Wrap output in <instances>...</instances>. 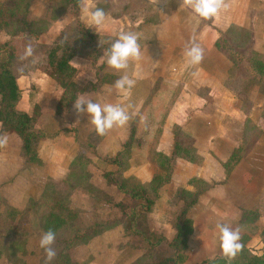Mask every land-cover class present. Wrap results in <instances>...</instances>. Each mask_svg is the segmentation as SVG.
I'll list each match as a JSON object with an SVG mask.
<instances>
[{"label":"crops","instance_id":"crops-1","mask_svg":"<svg viewBox=\"0 0 264 264\" xmlns=\"http://www.w3.org/2000/svg\"><path fill=\"white\" fill-rule=\"evenodd\" d=\"M99 1L83 0L81 3V22L92 29L95 26L90 23L89 13L85 8H101ZM128 1L126 0L124 7L129 5ZM143 1L148 8L141 9L138 17H132L129 5L127 11L116 16L106 12L108 19L102 24L111 29L115 25H121L125 29L123 33L136 34L141 58L130 59L128 68L124 70L118 71L108 66V70L116 77L115 80L102 84L95 92L79 97L102 106L119 105L129 114V121L124 126H114L104 136H100L87 114L79 117L75 115L73 105L69 112L62 115L55 112L42 114L38 123L44 124L41 130L50 133L40 141L37 148L41 165L25 162L20 151V139L15 134H0L8 137L7 146L0 148V199L17 211L26 210L31 200L45 195L48 191L47 183L61 184L69 180L68 176L73 168L71 165H74L84 144L89 148L91 144L94 155L98 158L113 157L123 150L134 124L136 131L146 137L144 136L140 145H135L126 152L129 167L123 172L124 178H133L140 184L149 186L156 175L164 174L152 159L154 152L170 158L176 151L170 180L161 186L151 211L146 216L149 230L161 233L170 241L174 235L172 222L184 206L180 193H197L200 185H203L205 187L198 194L196 203L187 213V218L192 222V232L187 244L185 264L191 262V256L194 258L201 255L205 257L202 260L206 261L224 255L220 251L215 256L209 252V248L205 250L206 254H200L201 249L196 255L191 253L194 252L192 242L197 240L199 248L208 244L206 237L218 231V222L226 223L233 229L239 227L241 238L249 237L246 243L248 248V244L254 239V235L250 233L254 231V226H250V222L259 225L256 217L250 219L249 213L256 215L258 220L262 218L264 223V130L259 128V124L264 123V95L260 96L257 92L259 90H251L245 97L250 98L253 104L249 105L247 111L242 108L243 96L237 95L242 80L238 81L236 91L227 88L228 82L237 83V80L230 79L234 66L217 49L216 43L229 28L245 31L252 26L251 29H255L250 40L252 54L264 62V1L224 0L226 7L206 23L192 8L181 5L180 0ZM253 10L256 11L254 16L251 14ZM184 11H187L186 17ZM128 27L130 28L127 29ZM120 34L121 32L115 35L119 37ZM116 39L118 38H113L114 41ZM193 40L203 49L204 58L199 65L188 66L184 50L191 46L190 42ZM193 72L198 74L193 76ZM125 74L135 80V85L127 96L114 87L115 82ZM155 85L158 88L153 94L151 92ZM206 93L214 96V104L210 109ZM22 99L23 93L18 108L31 114V108H23L25 105ZM137 118L144 123L138 126ZM66 122L76 129V133L70 132L71 127L65 126ZM249 124L261 133V143L256 148L246 146ZM51 129H54V133H51ZM175 130L178 131L176 137ZM93 134L97 137L95 141ZM41 144L50 146L44 156L40 154ZM239 149H242L239 160L227 171L224 164ZM191 153L194 159H191ZM136 157H140L139 163L135 162ZM113 170L115 167L109 165L107 171ZM99 180L105 187L102 177ZM193 181H196L195 184ZM78 191L81 190L74 189L68 195L71 208L77 207L73 198ZM117 194L137 205L127 195ZM163 198H166L165 207L175 215L171 219L162 217L156 220L155 208ZM130 206L127 210L135 207ZM113 230L127 234L123 225H117L100 235L112 233ZM263 231L260 230V235ZM258 233L259 231L256 234ZM139 240L142 241L140 238ZM220 244L221 242L219 247ZM144 247L147 250L145 243ZM156 247L170 250L162 257H171L173 254L164 243Z\"/></svg>","mask_w":264,"mask_h":264},{"label":"rangeland","instance_id":"rangeland-1","mask_svg":"<svg viewBox=\"0 0 264 264\" xmlns=\"http://www.w3.org/2000/svg\"><path fill=\"white\" fill-rule=\"evenodd\" d=\"M99 2L105 12H110L114 16L119 15L122 11H127L129 5H131L129 11L133 13V18L138 17L141 9L148 8L145 6L143 0H129L127 7H124L126 0H100ZM184 13H186L184 15L186 17L187 11H184ZM255 13L256 11L253 10L251 14L254 16ZM79 15L80 12L78 15L75 14L72 6L68 5L66 0H0V44L10 43L11 47L15 49L13 71L23 93L22 101L25 105L23 108H31V114L35 112L36 127L40 130L44 124L38 123L39 119L42 114L55 112V106L62 93V89L50 75L52 68L47 62V56L49 51L62 41H66L70 46L74 45L78 34V23L87 27L85 23L81 22ZM203 22L206 23L207 20L203 19ZM109 28L104 25L95 26V29L91 28L96 34H101H98L101 38L97 40L96 48L99 50L104 49V51L100 52L98 60H91L87 56V52L76 46V56L70 62L76 68V74L72 78V81L82 87L86 86L87 90L91 88L92 84L98 85L100 80L114 81L116 78L108 70L106 62L107 51L114 42L113 38H118L115 34L123 33L125 29L121 25H115L113 29ZM251 28L252 26L249 30L240 31L239 28L236 30L233 27L224 33V38L234 46L237 52L245 54L246 58L249 56L257 57L254 53L252 54V41L250 40L255 29ZM258 31L261 33L262 28ZM29 40L34 49L33 55L25 60H21L20 57L24 54ZM230 76V79L237 80V83L235 80L234 83L228 82L227 88L233 90V86H238V81L246 78L247 74L243 67L239 69L233 67ZM257 92L260 93V96L263 94L260 91ZM88 93L92 92H86L83 95H87ZM206 95L209 97L210 103L208 104V109H210L212 104H214L212 103L214 96L207 93ZM242 96V108L247 111L249 105L253 104V102L250 98L245 99V94H242ZM85 98H88V96ZM163 110H160V112L163 113ZM262 110L264 111V107ZM138 118L136 119V123L139 126L144 122H140L141 119L139 120ZM253 128L250 124L247 127V148H256L261 143L259 140L261 133ZM259 128L264 130V123H260ZM70 130L71 133H76L74 127H71ZM43 131L46 132L45 130ZM52 131L54 129H51V133H54ZM48 133L50 132L48 131ZM96 139L97 137L93 134V141ZM47 148H50V146L41 144L40 154L46 155V152H48ZM78 154L79 159L74 161V165H71L73 168L69 173V180L67 179L61 184L57 182L52 185L47 183L46 187L48 191H45V195L42 198L31 200L26 210L17 211L5 203L0 204V251L2 252L0 264H45V252L39 247L43 219L52 213L54 208L58 209L62 205H67L68 195L74 189L81 190L73 198V203L77 207H73L72 209L74 210L75 208L77 213L75 217H72V214L67 215V210L62 211L66 226L56 234L53 248L57 254L60 250L59 243H62L67 238H71L76 230L87 229L91 231L89 227L94 221H108L110 223L117 221L121 216L122 210L114 207V203H118L123 209H127V207L131 208L130 205L135 206V202L130 203L129 199L123 195L117 194V192L111 191L109 188L101 185L99 180L101 172L107 171L109 165L103 163L102 157L98 158L94 155L93 146L89 148L87 144H84ZM122 156L124 160L125 158L129 159L125 152ZM191 159H194L192 153ZM134 160L136 163H139L140 157H136ZM72 185L74 188L71 190ZM165 200L166 198H163L157 205V208H155L154 218L156 220L162 217L171 219L175 215L171 209L165 207ZM55 201L57 202L55 203ZM249 216L251 217L250 219L253 216L254 218L256 217L255 220L259 222V225L256 226L255 223L250 222V226H254L252 227L254 231H250L251 235H254V239L248 244V248L252 253L259 255L264 251V235H260V230H264V223H262V218L258 220V217L252 215V212L249 213ZM152 226L154 225L152 224ZM141 228L146 229L143 222ZM115 230L112 233L102 234L99 238L92 239L87 244L71 248L68 255L72 263H150L156 262L160 257L170 252V250H166L163 247L147 248L146 250L144 243L139 238ZM257 231H259L258 234H256ZM219 236V231L212 232L206 237V242L209 245L206 244L202 248L197 247V240L192 242L191 247L194 252L191 251V253L196 255L197 252H202L200 254H204L209 248L210 253L215 254V256L218 255L220 251L222 252L221 247H219V243L221 242ZM14 244H19V246L13 248ZM200 249L202 251L199 252ZM204 258L201 255L194 258L191 256V262H187L186 264H203L204 260L202 259ZM55 259L51 261V264H54Z\"/></svg>","mask_w":264,"mask_h":264},{"label":"trees","instance_id":"trees-1","mask_svg":"<svg viewBox=\"0 0 264 264\" xmlns=\"http://www.w3.org/2000/svg\"><path fill=\"white\" fill-rule=\"evenodd\" d=\"M66 3L72 6L75 14L78 15L82 3L81 0H66ZM77 33L73 46L68 45L66 41H62L54 46L47 56V62L52 68V73L50 75L62 89V93L55 106V114L57 115L69 112L71 105L74 104L80 95H83L86 92H95L99 86L110 82V80H100L98 85L92 84L91 88L87 90L86 86L82 87L72 81V78L76 74V68L71 65L70 62L73 57L76 56V46L87 52V56L93 61L98 60L100 52H102V50L104 51V49L99 50L96 48L97 40L101 37L91 28L78 23ZM216 46L217 49L228 58L234 67H237L238 69L243 67L244 71H246L247 77L242 79L241 85L239 83L240 88L237 90V95L242 97V93L246 95L254 89L259 90L264 94V62L258 57L252 55V57L249 56L246 58L245 54L237 52L234 46L222 36L217 41ZM0 55L2 57L0 59V134H15L20 139V151L25 162L27 164L41 165V160L37 154V148L40 141L47 138L48 134L36 127V114L31 115L18 108V103L22 97V91L13 71L15 49L11 47L10 43L0 44ZM158 83H160V81ZM233 87V90L236 91L237 86L234 85ZM157 88L155 85L151 93H156ZM174 134L175 137L178 136V131L175 130ZM144 136V134L136 131L135 125L133 124L131 126L128 140L123 145V150L113 157L102 159L103 163L106 165H112L115 167V170L113 171L104 170L101 172L105 187L112 188L117 193L127 195L130 199L136 201L137 205L130 210H127L128 208H125V210L118 203H114V207L122 210L120 214L121 216L117 221H113L112 223L108 221H94L89 227L91 231H88L87 229L76 230L71 238H67L62 243H59L60 250L56 256L54 264H74L68 255L71 248L87 244L94 237L117 225H123L127 234L140 238L149 249L155 248L164 243L173 251L171 257H160L156 262H146L141 264H185L187 260V244L192 232V222L187 218V213L196 203L198 194L205 186L200 185L197 193L191 195L188 193H180L179 197L184 200V206L172 222L174 235L170 241H168L161 233L149 230L146 223V216L151 211V207L157 198L159 189L163 184L170 180L176 151L170 158L155 152L152 155V152H150L152 159L157 162L159 168L164 174L161 176L156 175L149 186H144L133 178H124L123 172L129 167V162L126 158L124 160L122 155L135 145H140ZM241 151L242 149L235 151L229 161L224 164L227 171L239 160ZM78 159L79 158H76V161ZM195 182L196 181H193L194 184ZM73 188L74 186L72 185L71 190ZM56 202L57 201H55V203ZM3 203L4 202L0 199V204ZM66 203L68 206L62 205L58 209L54 208V211L43 219L42 233L51 229L57 234L60 229L66 226L62 211L67 210V215L72 214V217H75L77 212L69 206L70 202L68 198ZM142 222L146 229L141 228ZM261 235H264V231ZM248 239L249 237L247 236L241 238L243 249L234 259H228L222 255L206 260L203 263L264 264V251L261 255L253 254L249 248L246 247ZM18 246L19 244H14L13 248H17ZM1 255L2 252L0 251V257Z\"/></svg>","mask_w":264,"mask_h":264},{"label":"clouds","instance_id":"clouds-1","mask_svg":"<svg viewBox=\"0 0 264 264\" xmlns=\"http://www.w3.org/2000/svg\"><path fill=\"white\" fill-rule=\"evenodd\" d=\"M81 2L83 3V0ZM180 2L181 5L192 8L195 14L204 20L213 19L222 8L226 7L224 0H180ZM85 11L89 13L90 23L94 26H101L108 19L103 8L97 7L94 10L85 8ZM190 43L191 46L186 47L184 50L186 63L188 66L199 65L204 58V51L194 40ZM33 51L34 49L29 40L20 59L25 60L31 57ZM140 58L141 50L138 44V36L134 33H121L108 49L106 62L109 67L119 71L128 68L130 59L139 60ZM197 74V72L192 73L193 76ZM134 85L135 80L125 74L115 82L114 87L127 96L130 95ZM73 110L77 117L87 114L91 118V124L94 126L96 133L100 136H104L114 126H124L130 119L125 108L119 105L105 104L102 106L100 103L79 98L74 102ZM65 126L70 128L72 125L66 122ZM7 143V135H0V148L6 147ZM216 228L220 234V247L224 256L228 259H234L243 249V244L240 242V228L233 229L228 224L220 222L216 224ZM55 240L56 233L51 229L41 234L39 247L45 252V264H51V261L56 258L57 252L53 248Z\"/></svg>","mask_w":264,"mask_h":264}]
</instances>
